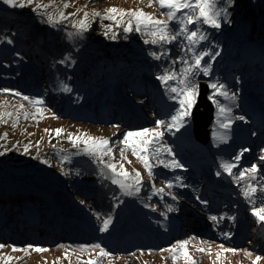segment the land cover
I'll return each instance as SVG.
<instances>
[{"label":"rangeland","instance_id":"374dc122","mask_svg":"<svg viewBox=\"0 0 264 264\" xmlns=\"http://www.w3.org/2000/svg\"><path fill=\"white\" fill-rule=\"evenodd\" d=\"M37 3L51 6L34 12ZM65 3L69 4L68 8L63 7ZM109 7L143 9L158 19H167L163 14L166 10L155 0L151 5L149 0H34L25 8H14L0 0V112L13 113L11 118L5 117L7 123L0 121V153H3L0 155V189L5 190L9 198L16 197L20 204L29 203L21 207L27 211H22L15 220L37 224L30 230L31 237L17 236L8 227L1 229L0 244L6 247L0 249V255L14 256L9 264H34V261L84 264L89 259H98V264H186L183 258L173 261L172 253L160 249L189 240L188 252L196 264H256L258 256L261 257L259 262H263L264 224L253 216L252 205L242 195V189L249 182L264 186V162L258 159L264 155V28L260 41L254 40L253 27L261 17L259 15L255 20L254 16L246 15L252 8H264L262 0H234L228 7L227 20L222 19L220 28L198 25L208 39L202 41L196 51L219 53L215 59L204 57L202 63L212 65L211 75L200 73L199 82L222 83L229 95L235 93V99L217 97L232 109L220 117L233 121L230 129L222 131L219 128V133L226 132L228 139L220 142L213 137L218 124L217 111L208 143L192 137L191 119L184 128L165 131L161 143L172 148L175 159L184 167L165 168L157 163L156 156H151V163L156 165L151 178L131 149L126 148V159H121L123 145L118 141L128 131L155 128L156 119H164L167 123L169 114L178 105L157 76L163 69L170 68V61H177L174 67L179 72L182 64L178 57L191 60V53L182 51L185 43L182 37L171 44H146L144 41L150 37L142 32L124 33L126 24L116 25L111 20L92 15L88 21L90 27L83 36L69 38L67 34L76 31L73 22L83 18L84 12L104 13ZM60 11L65 15H77L60 20L55 27L46 22V17L38 15V12H46L58 19ZM124 19L127 21L128 17ZM109 24L117 33L115 40L110 38L111 34L104 35V25ZM262 25L264 27V19ZM169 27L175 34L176 22H171ZM195 27L197 25H189V30ZM52 34L66 39L67 55L70 54L75 63L61 64L67 55L59 51L51 58L42 57L34 74L26 72L23 75L20 69L11 67L17 61L15 51L20 50L22 43L24 48L54 44L57 40ZM103 48H107L106 53L111 52L109 58L116 56L109 61L108 70L101 65L95 66L98 58L106 55H97L95 50ZM169 50L168 57L161 60L150 55ZM92 71L97 75L90 77L91 80ZM79 73L82 74L80 79ZM84 79L89 83L86 87L76 83ZM65 84L71 92L62 90ZM169 86H175V82L170 81ZM24 87L32 90H24ZM4 89L12 91L5 92ZM14 92L22 95H14ZM22 96L42 98L43 116ZM21 104L24 105L22 109ZM24 112L30 114L27 119ZM16 114L20 117L18 123ZM240 116L245 119L239 120ZM57 128L64 130L59 136L54 131H45ZM69 133L108 138L113 155L105 156L104 161L118 166L123 163L133 175L135 170L140 171L144 180L140 193L122 194L119 187L102 174L103 165L97 158L84 152L86 145H74L68 138ZM25 145H30L27 153L24 152ZM241 149L249 151L244 153L239 167L233 172L238 175L242 168L257 163L260 171L254 181L236 183L219 167L222 161L231 160ZM161 158L172 159L166 152ZM217 171L222 174L217 176ZM153 180L156 188L165 189L163 194H153ZM166 181H172L174 186L167 188ZM4 204H7V210L17 207L16 203ZM168 205L172 206V211H168ZM256 206H262L259 193ZM108 216L112 218L109 229L101 232L103 220ZM211 216H217V221H212ZM73 222L82 225L88 240H82L80 236L69 237L63 232L64 228L74 226ZM56 223L61 225L57 228ZM198 243L211 251H198L201 248ZM29 244L48 251H30L27 255L12 251L13 245L24 248ZM93 244H100L113 253L112 257H98L99 249L80 250L81 245ZM221 244L238 251L224 252ZM245 249L252 255L247 256ZM150 250H154L151 255L148 254ZM218 252L221 253L219 258ZM0 264H4L2 259Z\"/></svg>","mask_w":264,"mask_h":264},{"label":"snow or ice","instance_id":"6c2138e0","mask_svg":"<svg viewBox=\"0 0 264 264\" xmlns=\"http://www.w3.org/2000/svg\"><path fill=\"white\" fill-rule=\"evenodd\" d=\"M3 2L14 8H25L29 5H32L34 0H3ZM152 2L153 0H149V5H151ZM155 2L159 4L161 9L166 10L163 14L167 16V19H158L152 13L143 11V9L129 10L118 7H109L104 10V13L96 10H93L91 14L89 12H84L83 18L73 22L72 26L76 29V31L74 33L69 32L67 34L69 38L83 36V33L90 27L88 22L89 15H92L95 17H100L101 20H111L116 25L126 24V26L123 27L124 33H131L133 30L138 33L142 32V34L150 37L149 40L144 41L146 44H171L179 37L183 38L185 43L182 46V51L191 53V60L183 56L178 57V60L182 64L179 72H177L174 67L177 61H170V68L163 69L162 74L157 76V79L160 80L165 85L167 90L172 94L170 98L176 102L178 106L175 107L173 112L169 114L167 123L164 119H156L155 128H142L138 131H128L123 135L122 140L118 141V143L123 145V147L120 149L121 159H126L125 149H131L132 154L141 161L150 178L154 177L153 170L156 166L151 163V156H156L157 163L165 168L175 169L184 167L183 164L175 159V154L173 153L172 148L161 143V141L165 131L172 132L173 129L179 130L187 125L200 96V82L198 77L200 73H203L205 76L211 75V63H202V61H204L205 56H210L211 59H215V56L219 55V53L212 54L207 50H201L199 52L196 51L197 46L202 41H206L208 39V36L201 31L198 25L202 23L212 28H220L222 19L226 21L228 18V7L234 4V0H155ZM50 6L51 5L49 4L37 3L33 11L37 12L39 9H47ZM63 7L68 8L69 4L65 3ZM38 15L46 17V22L55 27V25L59 23L60 20L67 19L68 16H75L77 13H68L65 15L63 11H60L58 13V19L51 13L38 12ZM124 17H128L127 21H125ZM173 21H175L178 25L175 34L171 33L169 27L170 23ZM189 25H197V27L189 30ZM104 27L106 29L104 35L107 37L109 34H111L110 38L115 40L117 38V33L113 31V26L109 24L104 25ZM8 43H11V40H8ZM169 52L170 50L162 51L159 54L152 52L150 55L155 60H161L162 58H167ZM69 61H71V63H75V61L71 60L70 54L61 60L60 63L64 64L68 63ZM170 81H174L175 86H169ZM207 87L211 90L208 99L217 107V123L219 127L224 130L230 129L233 123L232 119L226 118L221 120L220 117L225 116L226 113H230L232 109L221 103L217 97L222 96L228 99H235V93L229 95L228 91L225 90V85L218 82H211L207 85ZM62 90L66 92L72 91V89L66 84L63 85ZM3 91L11 92L12 90L4 89ZM13 94L17 96L22 95L19 92H14ZM22 98L24 100H29V102L36 107L37 113H39L41 117L43 116V109L40 107L43 104L42 98L37 97L30 99L28 96H22ZM23 107L24 105L21 104L20 108L22 109ZM29 115L30 114L28 112H24L25 119H27ZM32 115L35 119V114ZM12 116V112H0V121L7 123L8 121L5 119V117L11 118ZM19 118V114H16V123H18ZM238 119L244 120L245 118L240 116ZM116 127L119 126L117 125ZM45 131H54L55 134L59 136L64 130L62 128H57L54 130L45 129ZM5 136H7V133H5ZM213 137L220 142H225L228 139L226 132L221 134L214 131ZM68 138L74 145L77 143H83L86 145L84 152L88 155L96 157L97 162L103 165L101 169L102 174L104 169H107L111 173V176H106L105 178L111 179V182L119 187L122 194L131 196L140 193L144 184L143 175L140 171L135 170L133 175L126 170L123 163L119 164L118 166L116 163L104 161L103 158L105 156L113 155V148L109 146L110 140L108 138L92 137L88 136L87 134H81L77 136L73 133H69ZM29 147L30 145L24 146L25 153L28 152ZM247 151L249 150L241 149V151L231 160L222 161L219 165L222 171L233 177L236 183H239L240 180L254 181L256 180L257 174L260 171L258 164L252 163L250 167L239 170L238 175L234 174L233 169H237L239 167L241 158ZM165 152L172 157L171 160L165 161L161 158L162 153ZM0 155H3V153H0ZM64 159L67 160L68 157L65 156ZM258 159L259 161L264 162V155L260 156ZM44 162L47 163V161ZM221 174V171L216 172L217 176H220ZM178 179L179 178H177V180ZM173 186L174 185L172 181H166L167 188H172ZM152 189L153 194L155 195H161L165 191L164 188H156L154 180L152 182ZM258 193L260 194L262 204L260 207L256 206V198ZM169 195H171V193H169ZM242 195L252 205L251 212L253 216L256 217L258 222L264 224V186L258 187L256 184L249 182L242 189ZM173 199H175V196H173ZM197 199L199 198L197 197ZM202 203L207 202L202 201ZM145 206L147 207L148 205ZM167 208L168 211L173 210L171 205H168ZM164 215L166 216V213H164ZM210 219L212 221H217L218 217L211 216ZM231 219H235V217H231ZM111 222L112 218L110 216L104 218L100 231L107 232ZM189 242V240H181L171 245L167 249H160V251H168L172 253L173 261L183 258L186 261V264H196V261L191 255H189L188 252ZM4 247H6V245L0 244V249H3ZM79 247L81 251H95L96 249H99V252L97 253L98 257H112L113 255V253L102 247L100 244L81 245ZM220 248L224 252L235 253L238 251L236 248H224L222 244L220 245ZM12 251H21L27 255L30 254V251L43 253L48 251V249L29 244L24 248H18L13 245ZM198 251H211V249L199 248ZM244 252L247 256L252 255V253L247 249H245ZM131 255L135 256V253H132ZM220 255L221 253L218 252L217 258H219ZM65 256H69L67 251L65 252ZM0 259L4 261V264H9V262L13 260L14 257L11 255H0ZM256 259L260 260L261 257L258 256ZM84 264H98V259H89L84 262Z\"/></svg>","mask_w":264,"mask_h":264},{"label":"trees","instance_id":"16d2710c","mask_svg":"<svg viewBox=\"0 0 264 264\" xmlns=\"http://www.w3.org/2000/svg\"><path fill=\"white\" fill-rule=\"evenodd\" d=\"M244 2H246V1H244ZM262 2L264 4V0H262ZM246 8H247V6H246ZM249 8H250V6H249ZM4 12H6V11H4ZM4 14H7V13H4ZM246 15L249 18L254 16L255 20L260 15V17H261L260 21L257 20L254 27H253L254 31L256 32L255 36H253L255 38L254 40L260 41V38L263 36L262 30L264 28L262 25V21L264 19V8H261V7L252 8L251 11H248L246 13ZM39 27H42V25L39 24ZM52 37H55V35L52 34ZM55 39L57 40L56 43H54V44L48 43V44L39 46V48L37 45H35L33 47L28 45L27 47L24 48L25 44L22 43L19 46L20 50L15 51L17 61L14 64H11V67L20 69V73L23 75L26 72L29 74H34L35 71L38 70V65H39L38 61H40V59L42 57L51 58L53 55H58L57 53H59V51L65 55H67L69 53L68 52V49H69L68 46L69 45L66 42V39L63 36H60V38L56 36ZM106 49L107 48H103V49H99V50L96 49L95 51H96L97 55H103L106 53V51H107ZM110 53L111 52L106 53V55L103 56L102 58H98V56H97L98 61L95 63V66L98 67L99 65H101V67H104L106 70H108L107 68L109 67V61L114 59V57H116V56H113L112 58H109ZM105 59H107L108 61H104ZM109 70H110V68H109ZM90 75L91 76H89V79L92 80V78H90V77L95 78L97 74L95 71H92ZM78 78L79 79L82 78L81 73L78 74ZM86 80L87 79H84L82 81L80 80L79 82H76V83L78 85H81V87H86L89 84L88 81H86ZM34 81H37V78H34ZM23 89L27 90V91L32 90V89L26 88V87H24ZM0 190L2 192V194H0V230L8 227L10 229V232H12V233L15 232L17 234V236L18 235L25 236V234H26V236L30 235V237H31L30 230L33 229L34 226L37 227V224L36 223H32L31 225L28 223L24 224V223H21L20 221L15 220V217L16 218L19 217L21 215L22 211H27L26 209L22 210L21 207H26L27 205H29V203L25 201V202H21V204H20V203H18L19 201L17 200L16 197H13L11 199L8 196L9 194L4 192L5 190H3V189H0ZM31 198H34V196ZM8 202H9V204L10 203H16L17 207L14 208L13 210H7V204L5 205L4 203H8ZM4 205L6 207H4ZM73 223H74V226L71 225L68 227V229L64 228L63 232L67 233L69 235V237L75 238L76 236H80L82 240H88V238H86L87 232H83V229H81L82 225H80V223H75V222H73ZM60 225L61 224H58V223L55 224V226H57V228ZM52 227H54V226L52 225Z\"/></svg>","mask_w":264,"mask_h":264},{"label":"water","instance_id":"95a60500","mask_svg":"<svg viewBox=\"0 0 264 264\" xmlns=\"http://www.w3.org/2000/svg\"><path fill=\"white\" fill-rule=\"evenodd\" d=\"M207 83L200 81V96L191 116V135L201 142L208 143L212 138V132L216 124L217 107L210 102L208 96L210 89ZM104 176H111V173L104 169ZM107 179V178H106ZM111 180V179H107Z\"/></svg>","mask_w":264,"mask_h":264},{"label":"bare ground","instance_id":"6f19581e","mask_svg":"<svg viewBox=\"0 0 264 264\" xmlns=\"http://www.w3.org/2000/svg\"><path fill=\"white\" fill-rule=\"evenodd\" d=\"M191 124H192V123H191ZM219 128H220V127H219V125L217 124L216 127H215V131H216V132L221 131V130H219ZM222 131H224V129H222ZM197 245H199L201 248H204V246L202 245V243H198ZM152 252H154V250H150V251H148V254L151 255V254H153ZM193 255H195V254L193 253ZM13 257H14V256H13ZM256 261H257V260H256ZM259 261H261V260H258L256 264H264V263H263L264 260H263V262H259ZM40 262H41V261H34L33 263H34V264H40ZM216 262H218V260H216ZM224 264H225V263H224ZM226 264H227V262H226ZM244 264H246V263H244Z\"/></svg>","mask_w":264,"mask_h":264}]
</instances>
